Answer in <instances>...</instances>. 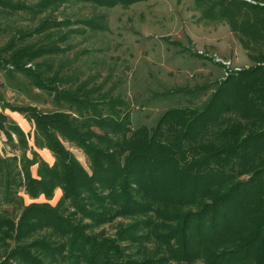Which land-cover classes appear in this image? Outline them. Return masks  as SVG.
<instances>
[{"label": "trees", "instance_id": "1", "mask_svg": "<svg viewBox=\"0 0 264 264\" xmlns=\"http://www.w3.org/2000/svg\"><path fill=\"white\" fill-rule=\"evenodd\" d=\"M80 1L89 2L98 7H113L145 0ZM68 2L69 0H35L31 3L28 0H0V36L7 35L13 30L11 17L17 12H29L33 16L47 12L49 15L34 29L17 28L1 44L0 53L5 56V65L0 59V68L4 70L6 82L1 81L0 85L6 84L13 93H20L23 96L45 94L44 96L50 98L48 102L50 101L54 107L52 111H43L36 106L38 102L32 97L29 98L30 102L27 104H12L4 99L0 92V135L4 136L2 141L8 144L11 149L8 152L12 153L6 155L0 148L1 189L10 191L14 186L15 192L21 190L32 199L43 195L45 201H32L27 208L33 210L42 208L50 214L33 215L32 221H27L24 225L21 221L17 225H7L4 219H0V244L7 245L5 242L8 239L16 242L4 258L13 260L15 264H44L45 258H48L49 262H60L58 260L62 258L65 250L62 248L63 243L51 244L44 239L33 240L29 246L23 243L28 234L59 222L61 234H68V238L64 241L68 244L66 252L69 251V256H71V259H67L68 264H114V262L126 264L124 260L120 261L121 254L115 255L118 258L115 260L118 261L107 260L109 250H104V247L107 248L110 242L100 244L85 240L80 227L73 223L69 226L65 225L66 221L60 220L52 209L58 207L63 199H70L72 207L77 209L79 214H86L85 218H91L93 214L91 211L84 213L83 206L86 201L89 203L94 201L96 205H110L103 213L106 218H109L110 214L111 216L113 214L123 215L133 210L141 213L146 211V206H154V212L158 217L163 218L165 213L172 212L165 210V206L202 204L201 209L196 211L191 218L187 214L181 217L179 228L180 234L185 235L188 238L187 241L195 244V250L200 251L203 247L199 242L206 239V243L213 244L216 242L212 239L215 236L213 234L220 233L224 226L228 228L230 225L242 228L255 227L257 221L252 220L251 217L252 215L255 217L258 213L261 200L258 201L256 198L255 204L248 205L247 199L253 198V189L249 191L247 188H241L242 183L239 185L234 183L228 188L222 186L227 178H231L228 177L227 172L234 170V168L228 169L229 159L214 163L210 170L205 169L201 174H197V170L192 168L193 162L188 161V158L193 160L196 155L204 154L215 143L226 147L230 141L237 140L236 144L242 141L238 132L229 130V132L223 131L221 137L217 135L215 140L212 139L210 142L202 140L201 147L196 146L197 144H192V146L190 144L198 139L199 135L194 134L196 131L200 132L201 137L223 123L227 117L226 114L241 106L242 96L249 94L250 98L253 94L260 96L261 92L258 88L264 83L262 82L264 74L258 69L244 70L239 77L229 79L223 84L229 86L228 88L216 89L208 95L204 88L196 86L190 89L182 88L183 90L179 92H182V97L186 102L194 105L195 100L201 97L204 101L202 100L196 106L190 105L191 108L188 106L166 108L156 117L154 124L150 127L146 124L132 126V118L129 111L125 110V103L120 98H107V91L103 90L102 85H92L94 76L79 81L76 73L70 70L66 74L64 71L69 60L54 63V57L63 55L67 50L68 46L61 44L67 41L71 34L83 32L82 29L46 33L43 38L27 41L33 36H41L40 34L49 28L50 21H53L50 17L55 16L54 12ZM225 9L226 7L220 0H215L203 9L202 16L212 18L215 11L219 16H227ZM103 19V14H96L85 19H54V22L59 26L75 22L94 30H103L105 27ZM255 24L256 20L246 22L242 27L244 34L249 35L247 29ZM33 32L36 33L33 34ZM42 57H47V59L35 62ZM31 62L35 63L33 69L27 66ZM36 68H44V73L52 72L50 80H55L58 88H53V90L46 88L43 82L46 77ZM15 74L21 75L23 80L17 78ZM77 82L79 85H75ZM239 92L243 94L239 96ZM166 93L159 95L164 97ZM172 93L174 92H170ZM42 101L45 102V99L43 98ZM263 107L264 105L255 111L252 119L256 120L248 124V128L264 120ZM5 109L20 113L31 123V131L25 132L17 122L4 113ZM186 113L193 115L187 122L184 121ZM234 125H229L227 128L232 129ZM237 125L235 128H238ZM179 126L184 127L180 135ZM223 128L225 127L218 129ZM253 135L255 139L235 153H239L237 155L239 158L240 156L255 157L253 158L255 162L262 163L264 162V129ZM67 145L83 152L85 160L88 161V169ZM182 147H184L183 150ZM40 148L48 149L53 155L54 161L51 165L42 159L37 150ZM184 164L188 165L181 171ZM34 165H36L35 175L31 170ZM189 171L195 175H191ZM131 179L137 183H133ZM221 179H224L223 182L219 181ZM96 186L108 189L109 194L99 195ZM131 186L148 188L149 193L144 194L150 198L153 205L138 203V199L128 192L133 189ZM261 188L264 191V183ZM56 189H60L61 193L57 201L51 204L49 200L54 196ZM206 195L212 199L207 204L201 203L199 197ZM18 197L22 199L23 196L18 195ZM261 209L264 217V204ZM227 213H231L230 217ZM136 221H147V218H139ZM260 227L262 230L263 222ZM126 233H129L127 236L129 235L130 238L127 240L130 241L142 236L140 229L132 224L120 229L118 235L123 234L122 238L126 240ZM259 236V239L254 240V243H258L256 246L264 244V229ZM88 243L90 246L87 249ZM94 246H98L96 250ZM177 246L182 247V243H177ZM28 248L39 249L38 252L44 257L33 258ZM120 249L119 247L118 252L122 253ZM250 256L251 254L247 255V257ZM130 263L162 264L163 261L157 258L156 260H133ZM220 263L225 264L224 261Z\"/></svg>", "mask_w": 264, "mask_h": 264}, {"label": "rangeland", "instance_id": "2", "mask_svg": "<svg viewBox=\"0 0 264 264\" xmlns=\"http://www.w3.org/2000/svg\"><path fill=\"white\" fill-rule=\"evenodd\" d=\"M28 1L31 3L35 0ZM213 1L215 0H145L126 6L98 7L89 2L69 0L54 12L55 16L50 17L53 21H50L49 28L44 30L40 34L41 36H33L27 41L43 38L46 33H62L65 30L69 32L71 29L75 31L82 29L83 32L70 33L68 40L61 44L68 46L66 52L54 57V63L69 60L64 71L66 74L70 70L76 73L79 81L94 76L92 85H102L103 90L108 92H106L108 96L104 94L107 98H120L125 103V110L129 111L132 118V126L146 124L147 127H150L154 124L156 117L166 108L196 106L202 100L204 101L201 97L195 100L194 105L186 102L182 97V92H179L182 88L190 89L193 86L204 88L208 95L216 89L228 88L229 86L223 84L229 79L239 77L244 70L258 69L260 73L264 74V0H220L227 9H225L227 16H219L215 11L212 18H204L202 16L203 9H206ZM47 14L45 12L33 16L29 12H17L11 17L13 30L7 35L0 36V46L17 28L34 29L41 20L49 16ZM96 14L104 15L105 27L103 30H94L75 22L63 26L54 22V19H85ZM238 17L242 21H239ZM253 20H256V24L250 25V28L247 29L250 34H244L243 25ZM35 33L33 32V34ZM0 59L1 63L5 65V56L1 53ZM43 59H47V57L39 58L35 62H40ZM34 64L31 62L27 66L33 69ZM36 69L46 77L43 80L46 88L52 90L58 88L56 81L50 80L52 72L44 73V68ZM15 76L23 80L21 75L15 74ZM1 81L5 83L6 77L4 70L0 68ZM75 85H79V82ZM258 89H260L261 97L257 94H253L251 98L250 94L242 96L241 106L226 114V122L223 120V123L217 128L204 133L205 135L201 134V137L200 132L196 131L194 134L199 135L198 139L190 144L191 146L197 144L196 146L201 147L202 140L210 142L212 139L215 140L217 135L221 137L223 131L229 132V130L238 132L243 142L240 141L236 144L237 140L230 141L226 147L215 143L204 154L196 155L193 160L188 158V161L193 162L192 168L197 170V174H201L205 169L210 170L214 163L229 159L230 167L228 169L234 168V170L227 172L228 177L231 178H227L222 186L228 188L234 183L236 185L242 183L241 188H247L249 191L253 189V198L247 199L248 205L255 204L256 198L258 201L261 200V204L258 205V213L255 217L253 215L251 217L252 220L257 221L255 227L242 228L230 225L231 227L228 228L224 226L220 233L213 234L215 236L212 239L216 240L213 244L206 243V239L199 242L203 247L200 251L195 250V244L192 241H187L188 238L180 234L179 228L181 217L187 214L191 218L196 211L201 209L202 204L165 206V210L168 209L172 212L165 213L163 218L158 217L154 212V206H146V211L143 209L144 211L142 210L141 213L133 210L131 213L123 215L113 214L111 216L110 214L109 218H106L103 213L110 205H96L94 201L84 203V213L93 212L91 218H85L86 214H79L77 209L72 207L70 199H63L61 204L52 211L57 213L60 220L66 221L65 225L69 226L73 223L80 227V232L84 235L85 240L100 244L110 242L107 248L104 247V250H109L108 261L111 259L118 261L115 260L118 259L115 255L121 254L120 261L124 260L127 262L126 264H131L130 262L133 260H156L157 258L162 259V264H223L220 261H224L225 264H264V244L256 246L258 243H254V240L259 239V235L264 229L263 227L261 230L260 227L262 222L264 226L261 209L264 204V191L261 188L264 183V162L257 163L253 159L255 157L250 156H240L239 158L237 157L239 153H235L255 139V136H252L253 133L261 132L264 129V120L255 123V126L251 128L247 127L248 124L256 120L252 119L255 111L264 105V83L260 84ZM0 92L4 99L12 104H27L30 102L29 98L32 97L38 102L36 106L41 110L52 111L54 108L50 101L48 102L50 98L44 96L45 94L23 96L20 93H13L6 84L0 85ZM163 92H167L164 97L159 95ZM170 92L174 93L170 94ZM169 94L170 96H168ZM242 94L243 92H239V96ZM102 97L104 98V96ZM43 98L45 102L42 101ZM192 116V114L186 113L184 121H189ZM236 124H238V128H235ZM229 125H234V127L229 129L227 128ZM31 127L30 122L23 124V129L26 132H30ZM220 127L225 128L218 129ZM183 129V126H179V135ZM3 139L4 136L0 135V148L6 155H11L12 153L8 152L11 149L6 142L2 141ZM67 146L88 169V161L85 160L83 152L73 146ZM181 149L183 150L184 147ZM37 150L47 164L53 163L54 157L48 149ZM186 165L188 164L183 165L181 171ZM31 170L35 175L36 165ZM189 173L195 175L191 171ZM224 179L219 181L223 182ZM133 180L131 179L132 182ZM255 181L256 183H254ZM126 183L128 182L126 181ZM131 187L133 189L128 192L138 199V203L153 205L150 198L144 194L145 192L149 193L148 188L144 186ZM2 190L0 186V219H4L7 225H17L19 221L24 225L27 221H32L33 215H50L42 208H37V210L27 208V205L32 201H45L43 195L32 199L21 190L15 192L14 186L10 191ZM96 190L101 196L109 194L108 189L101 186H96ZM220 191L223 190L220 189ZM60 193V189H56L49 202L54 204ZM18 195H22V199ZM199 198L201 203L206 204L212 199L207 195ZM111 210H113V206H111ZM112 213L116 212L112 211ZM227 215L230 217L231 213H227ZM139 218H147V221H136ZM128 224L140 229L142 236L130 241L127 240L130 238L129 235L127 236L129 233H126V240L122 238L123 234L118 235L120 229ZM60 226L58 222L50 227L38 229L28 234L23 240L27 246L36 239H44L51 244L63 243L62 248L65 250L62 258L60 257L58 260L60 262H49V259L45 258L44 264H68L67 259H71L69 251L66 252L68 244L64 242L68 238V234L62 235ZM5 243L7 245L0 244V264H15L13 260L6 259L4 256L16 242L8 239ZM177 243H182V247L177 246ZM86 246L88 249L90 243ZM96 247L98 246H94V250ZM119 247L123 255L118 252ZM28 249L33 258L44 257L38 252L39 249ZM249 254L251 256L247 257ZM114 264L120 263L114 262Z\"/></svg>", "mask_w": 264, "mask_h": 264}, {"label": "crops", "instance_id": "3", "mask_svg": "<svg viewBox=\"0 0 264 264\" xmlns=\"http://www.w3.org/2000/svg\"><path fill=\"white\" fill-rule=\"evenodd\" d=\"M0 111H1V107H0ZM4 113H6L10 118H12L15 122H17L22 129H23L24 123L28 124V121L18 112H13V111H10L8 109H5Z\"/></svg>", "mask_w": 264, "mask_h": 264}]
</instances>
